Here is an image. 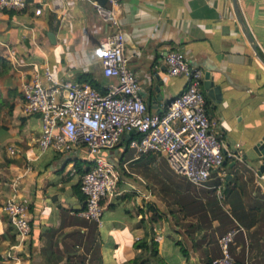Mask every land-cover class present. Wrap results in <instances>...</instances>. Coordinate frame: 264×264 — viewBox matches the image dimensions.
I'll list each match as a JSON object with an SVG mask.
<instances>
[{"label":"crops","instance_id":"0c3cea01","mask_svg":"<svg viewBox=\"0 0 264 264\" xmlns=\"http://www.w3.org/2000/svg\"><path fill=\"white\" fill-rule=\"evenodd\" d=\"M94 2L100 3L68 0L61 26L47 6L39 15L32 7L0 11V264H129L143 239L155 242L161 264H213L221 256L219 238L229 228L237 229L229 245L234 264H264V0H237L257 52L232 0H120L116 12L124 52L148 113H160L185 88L186 76L168 75L165 63L166 53L179 49L190 66L220 83V98L210 96L203 84L206 112L230 148L239 144L242 160L225 162L223 201L217 196L218 178L197 187L171 169L181 179L156 191L148 173L158 170L161 157L136 158L124 136L104 153L119 180L115 196L103 200L99 223L80 215L84 196L75 164L85 167L84 149L69 154L42 149L41 120L27 115L18 99L22 85L45 69L78 82H86L79 76L85 74L105 91L114 81L102 73L100 54L110 28ZM156 87L162 99L147 103ZM13 183L29 206L28 244L18 243L1 209Z\"/></svg>","mask_w":264,"mask_h":264},{"label":"built area","instance_id":"2783aa9c","mask_svg":"<svg viewBox=\"0 0 264 264\" xmlns=\"http://www.w3.org/2000/svg\"><path fill=\"white\" fill-rule=\"evenodd\" d=\"M67 1L0 0V11L19 12L32 7L39 15L47 6L61 26L67 22ZM119 4L120 0L94 2L96 12L110 28L100 63L103 75L114 81L105 86V93L87 82L69 77L58 79L48 69L22 85L18 99L23 111L41 120L39 146L61 154L72 153L79 147L84 149L85 171L79 180L84 208L80 215L95 223L101 220L103 200L115 196L119 180L117 168L104 153L117 147L125 134L133 130L135 134L128 139V146L136 158L146 154L164 157L173 172L197 187L205 186L214 176L220 181L217 196L223 200L225 162L242 160V151L238 143L232 148L228 146L215 129L216 122L206 112L203 69L190 66L181 50H169L165 55L167 74L184 75L187 83L160 113H148L140 95L139 80L129 68L124 52L125 37L116 12ZM8 150L11 155L16 154L14 146ZM1 209L10 218L18 243L28 244L32 230L29 206L18 193L16 183L12 184V194L1 204ZM236 232V228H230L220 236L221 256L213 264H234L229 245Z\"/></svg>","mask_w":264,"mask_h":264},{"label":"water","instance_id":"95a60500","mask_svg":"<svg viewBox=\"0 0 264 264\" xmlns=\"http://www.w3.org/2000/svg\"><path fill=\"white\" fill-rule=\"evenodd\" d=\"M99 2L101 4H105L106 0H99ZM232 4H233V8H234V11H235V14H236L238 20L242 24V28H243V32H244L245 36L247 37V39L251 43L252 48L255 50V52H257L258 45L256 44L254 38L252 37L251 33L249 32V30L247 28L245 22L242 20V18L240 16L239 6H238V3H237V0H232ZM48 37H49V40L52 43H55V34L49 32L48 33ZM162 83H163L162 81H159V83H158L159 86H162ZM203 84H204L205 89L208 90L210 96L216 95L218 98L221 97V85H220V83L216 82L214 77L211 76L209 72L205 73ZM156 90L158 91V93L155 94L153 97H150L149 98V102H147V103H150V102H153V101H159V100L162 99L163 92L158 87H156ZM134 134H135V130L126 133L125 136H126V138L128 140ZM263 141H264V138H263ZM258 148H259V150L262 149L263 148L262 144H259L254 149L257 150V152H258Z\"/></svg>","mask_w":264,"mask_h":264},{"label":"trees","instance_id":"16d2710c","mask_svg":"<svg viewBox=\"0 0 264 264\" xmlns=\"http://www.w3.org/2000/svg\"><path fill=\"white\" fill-rule=\"evenodd\" d=\"M80 78H84L87 83H89L94 88L100 90L101 93H105V90L101 89L97 83L92 82L90 78L85 74H80ZM81 174L85 171L83 164L78 162L75 164ZM225 233V232H224ZM136 248L139 249L138 254L131 260L129 264H147L155 260L158 264H161V259L156 255L155 242L152 240L151 244L146 239L139 240L136 242ZM148 255V258L145 260V256Z\"/></svg>","mask_w":264,"mask_h":264},{"label":"rangeland","instance_id":"374dc122","mask_svg":"<svg viewBox=\"0 0 264 264\" xmlns=\"http://www.w3.org/2000/svg\"><path fill=\"white\" fill-rule=\"evenodd\" d=\"M158 170H154L153 172H149V176H151V180L153 181V189L154 190H159L162 189L164 187V183L166 181L171 182L172 179H175L178 175L174 174L170 168L168 167L167 163L165 162V160L161 157L160 159H158ZM180 176H178L176 179L180 180L181 178H179ZM164 179V180H163ZM163 180V181H162ZM223 201V200H221ZM189 212L186 211V215ZM188 222L183 223V225H187ZM230 229V228H229ZM228 229V230H229Z\"/></svg>","mask_w":264,"mask_h":264}]
</instances>
